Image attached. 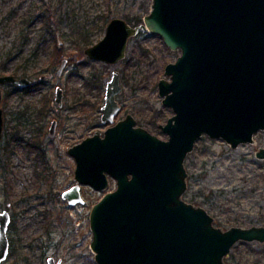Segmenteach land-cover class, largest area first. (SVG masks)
Wrapping results in <instances>:
<instances>
[{"label": "rangeland", "instance_id": "rangeland-1", "mask_svg": "<svg viewBox=\"0 0 264 264\" xmlns=\"http://www.w3.org/2000/svg\"><path fill=\"white\" fill-rule=\"evenodd\" d=\"M147 4L148 0H0V76L25 74L32 81L25 88L1 85L0 212L9 210L14 225L9 230L13 255L5 264H49L50 258L61 264H98L91 248L90 212L115 184L102 191L82 185L84 204L70 205L62 193L76 184V161L68 149L96 131L103 134L110 125L102 122L101 106L112 71L125 76L115 123L132 114L136 125L168 138L160 125L174 111L162 103L158 83L181 50H171L162 37L143 31L130 38L127 55L118 63L91 59L85 53L83 37L93 45L104 37L113 18L134 19L146 13ZM56 42L60 58L69 60L61 74L60 65L51 66L52 59L59 58L54 55H60ZM92 72L96 77L106 74L101 103L99 89L87 82ZM56 87L64 91L62 106L55 101ZM54 120L58 125L51 134ZM34 140L44 154L34 151ZM260 148L264 130L254 135V142L235 148L221 138H199L185 159L184 199L205 208L223 229L264 225ZM248 243L252 244L237 243L230 253L234 262L225 258L226 262L264 264V243Z\"/></svg>", "mask_w": 264, "mask_h": 264}, {"label": "water", "instance_id": "water-1", "mask_svg": "<svg viewBox=\"0 0 264 264\" xmlns=\"http://www.w3.org/2000/svg\"><path fill=\"white\" fill-rule=\"evenodd\" d=\"M140 31L181 50L158 83L162 103L174 111L160 125L168 138L136 125L132 114L115 123L123 81L119 70L112 71L101 107L102 122L110 125L68 149L76 161V184L62 197L70 205L84 204L82 185L102 191L109 176L116 181L90 212L98 264H228L225 258L237 243H264V225L223 229L205 208L187 202L185 159L204 135L235 148L254 142L264 130V0H153L142 24L113 18L85 53L118 63ZM66 64L64 59L58 74ZM31 82L26 76H0V139L1 85ZM62 98L58 87L55 101L62 105ZM55 128L56 121L52 133ZM257 156L264 158V148ZM11 220L9 210L0 212V264L10 253ZM49 264L61 260L50 258Z\"/></svg>", "mask_w": 264, "mask_h": 264}, {"label": "trees", "instance_id": "trees-1", "mask_svg": "<svg viewBox=\"0 0 264 264\" xmlns=\"http://www.w3.org/2000/svg\"><path fill=\"white\" fill-rule=\"evenodd\" d=\"M150 3L152 4L153 3V1L151 0V2H150V0H148V4H147V6H145V8L147 9V11H146V13L145 14H139V15H136L135 16V18L134 19H131V18H129V16L128 15H126V19H127V21H129V23L130 24H132V25H134V26H136V25H140V24H142L143 23V18H144V16L146 15V14H148L149 13V8L152 6H150L149 7V5H150ZM49 18H47L46 20V22H45V24H46V28L49 30V31H51V29H52V27H51V23H50V21L48 20ZM143 33V31H140V33H139V35L140 34H142ZM83 35L85 36L86 34L83 32ZM84 38V46H86V47H88L90 44H91V39L89 40V37H83ZM85 48V47H84ZM57 53H60V51H57ZM88 59V58H87ZM89 60V59H88ZM59 63V58L58 59H56L52 64L53 65H57ZM15 75V74H14ZM22 75H25V74H22ZM17 76V75H16ZM105 76H106V74H100L99 76L97 75V77L95 76V73L94 72H92L91 73V75L88 77V83H89V85H92V87L93 88H95V89H99V93L98 94H100L102 91H103V88H104V81H105ZM123 78H125V76L123 77ZM125 80V79H124ZM16 86V85H15ZM92 93V91H89V93L88 94H91ZM102 100H103V97H102V94H100V97H99V101L98 102H102ZM10 132V131H9ZM9 132L7 131V128H6V131H5V134H9ZM36 140H34V142H35ZM33 146H35V144L33 143ZM36 151H41V153H43L44 154V152L42 151V149H41V147H35L34 148ZM1 157V156H0ZM14 225H12V227H13ZM10 239H11V244H12V242H13V237L12 236H10ZM252 243H248V242H244V241H241V242H239L238 244H237V246L238 245H251ZM12 255H13V249L11 250V252H10V255H9V258L10 257H12ZM232 254H229L226 258L227 259H230L231 258V260H232V257H233V255L231 256ZM232 262H234L233 260H232ZM237 264H238V262H236Z\"/></svg>", "mask_w": 264, "mask_h": 264}, {"label": "flooded vegetation", "instance_id": "flooded-vegetation-1", "mask_svg": "<svg viewBox=\"0 0 264 264\" xmlns=\"http://www.w3.org/2000/svg\"><path fill=\"white\" fill-rule=\"evenodd\" d=\"M57 42H56V44H55V46L57 47V49H58V51H60V55L59 54H56V55H54V57L56 56V57H58L59 56V59H60V62H59V64H57L56 66L55 65H53L52 63V61H53V59H52V61H51V66H52V68L53 69H56L57 67H58V65H60L59 66V68L61 67V65H62V62H63V60L64 59H66V58H60V56H62V50L60 49V46H57ZM89 47V46H88ZM87 48V47H86ZM68 62H69V60H67V64H68ZM66 64V65H67ZM66 67V66H65ZM65 67H64V69H63V71L65 70ZM57 74H58V69H57ZM22 76H24V75H21V76H16V77H22ZM122 80H123V78H122ZM107 82V81H106ZM14 85H16V84H14ZM16 86H18V85H16ZM20 87V86H19ZM26 87H29V86H26ZM23 88V87H22ZM25 88V87H24ZM57 88L58 87H56V90H55V97H56V91H57ZM60 88V87H59ZM62 89V88H61ZM63 90V89H62ZM63 98H64V91H63ZM63 98H62V105H63ZM104 104V103H103ZM61 105V106H62ZM102 107V106H101ZM121 111V110H120ZM102 113V112H101ZM120 113V112H119ZM3 120H4V117H3ZM54 121H56V120H54ZM53 121V122H54ZM53 122H52V124H53ZM52 124H51V127H52ZM57 125H58V121H56V128H55V132L54 133H52L51 132V127H50V133L51 134H55L56 133V129H57ZM3 129H4V121H3ZM80 143V142H79ZM27 144H28V142H27ZM34 144H35V146H32L33 148H35V147H41V149L43 148L42 146H41V143L38 141V140H36L35 142H34ZM78 144V143H77ZM75 145V144H74ZM34 151H35V149H34ZM42 151L44 152V150L42 149ZM28 152H30V150L28 151ZM111 182H113V184H115V186L117 187V184H116V181L111 177V176H109V184L111 183ZM11 219H12V216H11ZM11 224V223H10ZM10 227H12L11 225L9 226V230H10ZM9 230H8V235H9ZM9 239H10V235H9ZM11 246H12V244H11V239H10V252H11ZM9 255H10V253H9ZM9 255H8V257H7V259L4 261V262H2L1 264H5V262L8 260V258H9Z\"/></svg>", "mask_w": 264, "mask_h": 264}]
</instances>
